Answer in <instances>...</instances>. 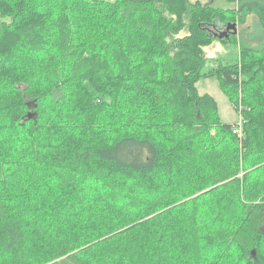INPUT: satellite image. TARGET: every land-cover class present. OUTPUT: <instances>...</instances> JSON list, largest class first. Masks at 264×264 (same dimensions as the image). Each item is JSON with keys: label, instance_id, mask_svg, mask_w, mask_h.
I'll use <instances>...</instances> for the list:
<instances>
[{"label": "trees", "instance_id": "1", "mask_svg": "<svg viewBox=\"0 0 264 264\" xmlns=\"http://www.w3.org/2000/svg\"><path fill=\"white\" fill-rule=\"evenodd\" d=\"M35 4L0 0V264H264V48L205 53L234 9ZM238 6L264 27V0Z\"/></svg>", "mask_w": 264, "mask_h": 264}, {"label": "rangeland", "instance_id": "2", "mask_svg": "<svg viewBox=\"0 0 264 264\" xmlns=\"http://www.w3.org/2000/svg\"><path fill=\"white\" fill-rule=\"evenodd\" d=\"M54 1V0H51ZM103 1V0H102ZM109 1H116V0H109ZM195 2L196 0H192ZM202 2L203 5H213L216 8H222L227 10H232V12H217L216 15H214L215 18H220V21L223 22H229V23H236L237 25V34L236 36H232L231 41H226L224 43H221L220 41H214L211 45L205 48L206 57L208 59L207 61V68L210 66H215L219 63L222 64H231L238 60V58H241L240 54V48L241 46H249L254 50H260L264 48V27L263 24L260 26L259 23H261L258 15L256 13H249L246 11H239L238 1L239 0H198ZM38 2L41 3V0H35V5H41L37 4ZM95 6H104L102 4H97ZM255 10V9H254ZM210 14V13H208ZM85 17L83 15L77 16L74 20V23L78 22H85ZM3 20V18L0 16V23ZM218 22V21H215ZM213 32L214 27L210 28ZM217 33V32H216ZM23 85V84H22ZM22 85H18L21 90ZM197 88L200 92V94L209 93L211 94L217 104H218V114L220 118L229 123H236L239 121V113L234 109L232 103L230 102L228 96L223 92L219 85V81L215 77H207V78H201L197 83ZM17 129V128H14ZM92 218L97 226H105L106 222L104 221L102 214H98L95 211H92ZM210 222L212 221V217L208 216L207 214L204 215ZM119 226V224H117ZM262 231L264 233V225L262 227ZM97 242V241H96ZM103 248L100 246H93L92 252L94 254L101 253ZM119 249L121 251H125L127 248L123 247L121 244H119ZM186 259V257H185ZM173 263V262H172Z\"/></svg>", "mask_w": 264, "mask_h": 264}, {"label": "water", "instance_id": "3", "mask_svg": "<svg viewBox=\"0 0 264 264\" xmlns=\"http://www.w3.org/2000/svg\"><path fill=\"white\" fill-rule=\"evenodd\" d=\"M237 33V25L236 23H227L223 29L218 30L215 35H217L219 38H230V34H236ZM256 253V250L253 249V255Z\"/></svg>", "mask_w": 264, "mask_h": 264}]
</instances>
